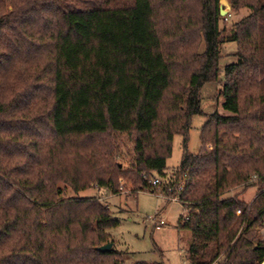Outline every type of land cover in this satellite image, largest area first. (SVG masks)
<instances>
[{
  "label": "trees",
  "instance_id": "16d2710c",
  "mask_svg": "<svg viewBox=\"0 0 264 264\" xmlns=\"http://www.w3.org/2000/svg\"><path fill=\"white\" fill-rule=\"evenodd\" d=\"M228 1L250 13L223 35L219 0H0V264H122L97 250L118 224L109 210L60 185L77 194L122 174L151 190L221 73L230 115L206 117L201 148L173 170L192 213L177 230L188 264L263 262L264 0ZM224 43L236 51L220 67ZM113 135L132 137L129 173ZM242 184L257 187L249 207L222 198Z\"/></svg>",
  "mask_w": 264,
  "mask_h": 264
},
{
  "label": "rangeland",
  "instance_id": "374dc122",
  "mask_svg": "<svg viewBox=\"0 0 264 264\" xmlns=\"http://www.w3.org/2000/svg\"><path fill=\"white\" fill-rule=\"evenodd\" d=\"M226 12L221 17L223 20L220 29L226 35L235 31L236 25L246 18L250 10L246 7L233 9L228 0H219V8ZM202 49V43L199 46ZM236 46L224 43L221 46L220 67L234 61ZM223 73L216 82L201 86L199 96L201 110L204 116L196 115L191 119V125L186 139L182 135H175L171 143V154L166 159L167 170L179 167L184 153H196L201 148L200 130L206 117L213 113L222 116L230 114L223 111V102L220 96ZM244 108V106H243ZM115 150L110 155L113 162L120 167L121 172H131L133 154L132 137L129 135H113ZM208 151L211 145L203 146ZM249 184V183H248ZM122 186V190H120ZM64 199L76 197L82 199L95 198L105 209H108L112 219L118 224L108 230L112 239L110 248L121 254L122 264L159 263L163 264H188L186 260V247L189 234L177 230L178 220L183 210L178 203L166 202L163 198L144 192L142 188H134L126 178L120 174L112 178L106 185L90 183L87 190L74 194L65 185H60ZM140 191V192H139ZM258 194L256 186L240 185L227 190L222 198H235L250 206ZM159 215L167 220V224L159 230L153 228L152 217ZM236 216H239L236 214ZM242 229V233H243ZM258 237L264 241V222L261 229L257 230ZM225 261L224 258H220Z\"/></svg>",
  "mask_w": 264,
  "mask_h": 264
},
{
  "label": "built area",
  "instance_id": "2783aa9c",
  "mask_svg": "<svg viewBox=\"0 0 264 264\" xmlns=\"http://www.w3.org/2000/svg\"><path fill=\"white\" fill-rule=\"evenodd\" d=\"M141 177L145 179V175L142 174ZM185 182L186 178L184 175L178 177L176 171H167L160 176L154 175L149 181L151 190L144 192H150L151 194L163 198L166 202L178 203L181 206L182 202L180 199V193L184 189ZM120 190H122V186H120ZM191 214L192 213L189 212L188 209L183 210L180 217L182 222H186ZM236 214L240 215V212L237 211ZM152 220L153 228L155 230H159L167 224V220L161 218L159 215L152 217Z\"/></svg>",
  "mask_w": 264,
  "mask_h": 264
},
{
  "label": "water",
  "instance_id": "95a60500",
  "mask_svg": "<svg viewBox=\"0 0 264 264\" xmlns=\"http://www.w3.org/2000/svg\"><path fill=\"white\" fill-rule=\"evenodd\" d=\"M219 14L221 17H223L226 14V12L222 9V7H220V9H219ZM111 246H112V244L109 243V244H106V245H103V246L97 248V250L105 253V252H108L110 250ZM261 264H264V260Z\"/></svg>",
  "mask_w": 264,
  "mask_h": 264
}]
</instances>
